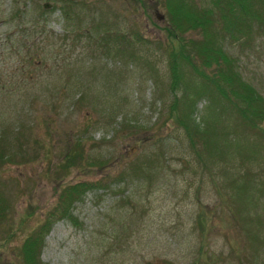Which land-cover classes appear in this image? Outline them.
Returning <instances> with one entry per match:
<instances>
[{
  "label": "rangeland",
  "instance_id": "obj_1",
  "mask_svg": "<svg viewBox=\"0 0 264 264\" xmlns=\"http://www.w3.org/2000/svg\"><path fill=\"white\" fill-rule=\"evenodd\" d=\"M161 2L0 0V146L15 153L0 161V264L18 260L21 240L41 223L60 185L78 180L103 185L73 203L74 221L49 225L39 254L44 264H206L195 261L199 250L207 264H237L229 245L243 248L245 222L235 225L220 209L214 188L229 189L227 181L244 169L257 175L260 201L249 212L264 233V139L221 102L214 108L216 99L199 95L203 80L188 65L180 67L175 93L169 90ZM106 32H128L131 53L123 40H110L106 52ZM237 42L224 48L264 97V39ZM191 97L188 125L211 128L205 134L214 153L195 136L196 155L168 117L186 111ZM134 159L147 178H130ZM200 207L210 214L203 235ZM263 242L257 264H264Z\"/></svg>",
  "mask_w": 264,
  "mask_h": 264
},
{
  "label": "trees",
  "instance_id": "obj_2",
  "mask_svg": "<svg viewBox=\"0 0 264 264\" xmlns=\"http://www.w3.org/2000/svg\"><path fill=\"white\" fill-rule=\"evenodd\" d=\"M207 1L208 3L204 5L197 4L196 0H162L161 2L166 14L164 30L167 36L165 52L169 73V90L175 93L181 77L180 67L182 63L188 65L203 80L204 88L197 91L199 95L206 94L211 96L212 100L216 99L212 103L214 108L218 101L221 102V106L230 114L232 113L244 128L264 139V97L251 83L240 76L235 57L224 48V42L227 40L249 45L257 38L264 39V0ZM63 12L66 15L65 13L69 12L68 8ZM192 30L197 31L198 36L186 37L185 33ZM107 32L102 39L106 52L110 50V40H123L122 44H126L124 48H127L131 53V40L127 37L128 32L116 34ZM158 44L161 43L158 42ZM205 90L209 93L207 94ZM189 101L190 103L186 102L187 110L179 113L176 111V102H172V107L176 112H169L168 117L183 127L196 155L199 154V149L195 145V136H201L202 147L206 153H214L213 143L210 144L211 142L207 141L205 134L206 132L210 134L211 128L207 127L206 129L199 126L201 122H198L194 129L188 125V121L192 119H190L191 111H193L191 102L193 103L194 100L191 97ZM194 131H198L200 134L196 135ZM69 155L65 154L64 157L67 159ZM14 156L13 151L7 150L3 145L0 146V161L13 160ZM136 160L134 159L132 165L131 173L133 174L128 175L132 180L140 181L150 174L147 171L142 173L141 162ZM200 160L202 161V159ZM70 161L72 160H67V162ZM121 174L127 173H120V177ZM211 180L215 184L213 176H211ZM227 183L230 186L229 189H221L219 186L214 188L219 197V207L220 209L221 206L226 207L235 225H238V222H245H242L240 226L244 231L246 242L243 248L234 247L232 241L229 246L239 259L237 264L242 263L241 259H244L248 264H257L258 260L263 258L258 257V253L264 233L258 232V228L253 224L258 217L257 213L249 212V208L254 207L260 201L257 194L260 192L258 191L260 188L257 184V175L250 169H244L240 175L231 178ZM102 185L98 179L70 181L60 185L57 196L53 204L46 210L41 223L21 240L17 249L18 260L8 264H44L39 254L43 245V237L49 225L60 217H69L74 221L75 218L71 214L73 203L80 200L87 190ZM222 185H226L225 182ZM3 196L0 193V218L6 214L3 213L5 208ZM232 203L235 205L233 206ZM197 213V221L201 224L200 233L203 235L210 214L205 213L201 207ZM246 245L247 254H245ZM201 255L203 256V252L199 250L195 261L202 260L207 264Z\"/></svg>",
  "mask_w": 264,
  "mask_h": 264
},
{
  "label": "water",
  "instance_id": "obj_3",
  "mask_svg": "<svg viewBox=\"0 0 264 264\" xmlns=\"http://www.w3.org/2000/svg\"><path fill=\"white\" fill-rule=\"evenodd\" d=\"M43 6H48V4L44 3ZM156 15H157L158 18H160L162 16L161 14H158V13Z\"/></svg>",
  "mask_w": 264,
  "mask_h": 264
}]
</instances>
